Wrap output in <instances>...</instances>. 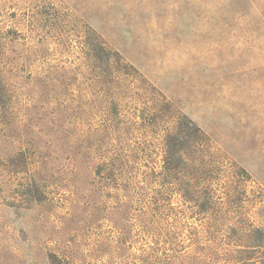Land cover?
<instances>
[{"label":"rangeland","instance_id":"rangeland-1","mask_svg":"<svg viewBox=\"0 0 264 264\" xmlns=\"http://www.w3.org/2000/svg\"><path fill=\"white\" fill-rule=\"evenodd\" d=\"M0 264H264V0H0Z\"/></svg>","mask_w":264,"mask_h":264},{"label":"trees","instance_id":"trees-1","mask_svg":"<svg viewBox=\"0 0 264 264\" xmlns=\"http://www.w3.org/2000/svg\"><path fill=\"white\" fill-rule=\"evenodd\" d=\"M96 49L99 50L100 47H96ZM115 55L116 56H114L113 59L116 65H118V62H121V59H119L118 53H116ZM125 75H130V73L125 72ZM142 82L146 84L145 81H142ZM146 86H144L143 88L148 90L149 91L148 94L151 95V90H152L151 87L148 84H146ZM162 99L163 101L160 104V107H162L161 110L163 111L164 109L172 110V105L170 104V102L165 100L164 97ZM195 130L200 132L198 126L194 122H192L191 120L185 119V118H177V120H175V123L173 125H170V127H168V129L166 130L165 137L163 139V148H162V159L163 160H162V166L160 170L161 172L159 171V174L162 175L161 183L159 184V187L151 188L152 194L156 195L158 193H163L169 190L170 186L175 185V188H177V190L179 189L178 193H180L181 196L183 197L187 196L186 192H188V187H187L188 184H184L183 182H181L180 181L181 179H177V181H175V177L173 176L175 167L172 165V163L175 158L180 159L181 157L184 158V160L187 163H190L188 161L189 158H187L186 151L184 150L180 151L177 149L178 144H179L178 140L180 138L182 140L189 139L190 133ZM117 160H118L117 157H116V161L114 160L110 161V159L105 160L101 163V165L98 168L102 169L103 170L102 172H105L106 174H110V172H113V170L119 171V169L116 168L117 167L116 165H119L120 161H117ZM152 171H155V170L153 169ZM97 172L99 171H96V173ZM121 172L122 173L120 174L123 175L124 174L123 171Z\"/></svg>","mask_w":264,"mask_h":264}]
</instances>
